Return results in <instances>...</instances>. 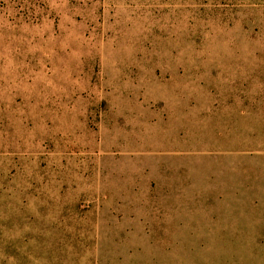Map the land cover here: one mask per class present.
<instances>
[{
	"label": "rangeland",
	"instance_id": "374dc122",
	"mask_svg": "<svg viewBox=\"0 0 264 264\" xmlns=\"http://www.w3.org/2000/svg\"><path fill=\"white\" fill-rule=\"evenodd\" d=\"M0 264H264V0H0Z\"/></svg>",
	"mask_w": 264,
	"mask_h": 264
}]
</instances>
